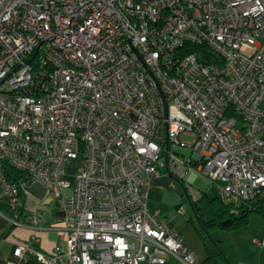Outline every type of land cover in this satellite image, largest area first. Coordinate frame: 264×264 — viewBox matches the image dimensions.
<instances>
[{"label": "built area", "instance_id": "obj_1", "mask_svg": "<svg viewBox=\"0 0 264 264\" xmlns=\"http://www.w3.org/2000/svg\"><path fill=\"white\" fill-rule=\"evenodd\" d=\"M263 100L264 0H0V184L63 221L46 253L34 213L2 264H194L149 186L196 167L234 215L263 197Z\"/></svg>", "mask_w": 264, "mask_h": 264}, {"label": "crops", "instance_id": "obj_2", "mask_svg": "<svg viewBox=\"0 0 264 264\" xmlns=\"http://www.w3.org/2000/svg\"><path fill=\"white\" fill-rule=\"evenodd\" d=\"M162 170L149 186L148 206L152 210H159L160 218L180 234L184 244L193 252L195 264H201L208 257L205 242L187 216L182 193L176 190L175 194H169L168 189L174 188L176 181ZM20 198L21 203L12 207L0 184V264L13 258L17 243L26 242L33 235L30 217L34 213L40 216L38 241L35 244L38 250L53 253L63 232L57 201L45 185L36 181L22 185ZM178 205L184 208V212L178 210ZM212 234L222 243L230 264H264V247L257 244L258 239L264 238V216L252 213L246 226L233 231L217 229ZM222 261L221 258L219 262ZM25 264H38L36 256L29 254Z\"/></svg>", "mask_w": 264, "mask_h": 264}, {"label": "trees", "instance_id": "obj_3", "mask_svg": "<svg viewBox=\"0 0 264 264\" xmlns=\"http://www.w3.org/2000/svg\"><path fill=\"white\" fill-rule=\"evenodd\" d=\"M7 175L13 180H17L22 176V173L17 171L12 166H8ZM191 201L197 222L209 236L217 229L233 231L246 226L252 213L264 216V196L242 206L239 215L230 213L229 207L223 204L219 196L209 197L207 193L203 192L200 196L198 195L196 199L191 198ZM180 206L181 205H178V208ZM189 220L196 227L195 221L192 218H189ZM196 229L205 242V236L202 235L201 231L197 227ZM213 240L218 247L220 254L225 255L222 243L215 238H213ZM205 245L208 251V257L201 264H225L218 261L217 255L212 251L206 242Z\"/></svg>", "mask_w": 264, "mask_h": 264}, {"label": "rangeland", "instance_id": "obj_4", "mask_svg": "<svg viewBox=\"0 0 264 264\" xmlns=\"http://www.w3.org/2000/svg\"><path fill=\"white\" fill-rule=\"evenodd\" d=\"M261 107L264 108V100L261 103ZM183 140L185 142H191L193 140V136L185 135ZM190 155H191V148L187 147L186 151H185L184 158L188 159L190 157ZM77 165H78V161H74L70 165L69 169L72 171L73 169H75L77 167ZM162 171H163V173H167L168 175H170L173 178V180L176 181V186L174 188H171V189L169 188L168 189L169 194L170 193L171 194H175L176 190H178V191H180V193H182V195L184 196L183 205L186 208L187 216L192 218L195 221L196 227L201 231L202 235L205 236V242L215 251V253L217 254L218 260L220 261V259L222 258L223 259L222 263L230 264L228 262V258L226 257V255L220 254L218 247L214 243L213 234H211L209 236L208 233L204 229H202V227L197 222V218H196L192 203L189 200L188 196L186 195V193H185V191L183 189L184 188L183 184H184L187 187V192H188V195H189L190 199L191 198L195 199L192 196V194H193L192 191L197 192L199 196L203 192L208 193L209 196H216L217 192H219V184L210 181L208 179V177L205 176L202 172H199L196 167H193L192 169H190L187 172V174H185V176L182 179H180L183 182V184L180 183L179 178H177L174 175H172L168 171L167 168H164ZM179 208H178V210H179ZM195 262H196V260H194V264H195Z\"/></svg>", "mask_w": 264, "mask_h": 264}, {"label": "water", "instance_id": "obj_5", "mask_svg": "<svg viewBox=\"0 0 264 264\" xmlns=\"http://www.w3.org/2000/svg\"><path fill=\"white\" fill-rule=\"evenodd\" d=\"M169 146V141L167 140V147ZM180 180V179H179ZM180 183H182L183 184V182L180 180ZM183 189H184V191H185V193H186V195L188 196V198H189V200L191 201V199H190V197H189V195H188V192H187V188H186V186L183 184ZM191 203H192V201H191Z\"/></svg>", "mask_w": 264, "mask_h": 264}]
</instances>
